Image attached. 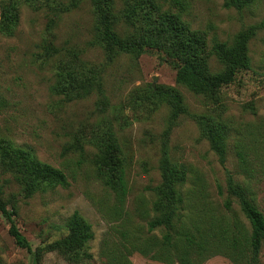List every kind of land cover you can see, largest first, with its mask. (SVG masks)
I'll use <instances>...</instances> for the list:
<instances>
[{"label":"rangeland","instance_id":"rangeland-1","mask_svg":"<svg viewBox=\"0 0 264 264\" xmlns=\"http://www.w3.org/2000/svg\"><path fill=\"white\" fill-rule=\"evenodd\" d=\"M116 31L135 30L132 16L146 0H113ZM156 0L179 13L207 42L208 69L224 64L218 42L231 43L255 27L250 63L215 95L198 94L176 81L177 70L161 51L109 54L99 42L91 0H0L18 6L13 34L0 32V142L25 147L61 169L67 185L31 193L22 173L0 154V197L17 211V224L33 252L19 247L0 212V264H264V242L252 261L244 238L251 225L237 201L224 207L227 174L250 188L264 214V0L239 10L223 0ZM135 18L136 25L139 23ZM52 23V24H51ZM78 52L81 63L101 70L105 96L97 91L64 101L52 91L62 54ZM175 89L186 111L173 118L171 105L155 89ZM193 114L210 115L230 127L223 165ZM111 126L122 149L128 194L123 203L102 181L94 165L101 127ZM185 168V218L172 228L149 230L156 216L164 152ZM247 162L242 163L239 152ZM78 213L94 236L84 246L70 243L68 222ZM184 213V211H183ZM174 243L163 248V235ZM198 246H188L182 236Z\"/></svg>","mask_w":264,"mask_h":264},{"label":"trees","instance_id":"trees-1","mask_svg":"<svg viewBox=\"0 0 264 264\" xmlns=\"http://www.w3.org/2000/svg\"><path fill=\"white\" fill-rule=\"evenodd\" d=\"M95 11L99 34V42L109 54L120 52L144 53L151 50L161 51L177 70L176 81L185 85L198 94L215 95L222 87L233 83L238 73L249 66L250 58L248 43L255 33V27L238 33L231 43L218 42L215 51L224 69L218 73H211L208 69V55L206 39L191 29L189 24L179 13L164 11L156 0L143 1L144 13L132 18L135 26L133 33L121 36L116 31V17L114 15L113 0H91ZM226 7L239 10L248 8L258 0H223ZM178 4L184 5L181 0ZM136 20L139 23L136 25ZM19 21L18 6L2 5L0 12V32L11 35ZM52 24V23H51ZM54 94L64 101H72L85 97L93 91L105 96L101 70L90 67L79 59L78 52L62 54L55 82L52 85ZM159 95L172 108L173 118L186 111L181 95L173 88L155 89L154 95ZM202 136L208 140L211 149L224 165L228 159L229 137L231 127L222 120L205 114H193ZM97 153L94 165L103 183L112 190L117 200L123 203L128 194V183L122 149L111 126L101 127L97 139ZM0 154L10 166L17 167L22 173L23 187L31 193L37 189L46 190L57 185H67L65 173L46 162L39 160L35 154L25 147H14L3 141L0 142ZM242 163L247 162L243 152H239ZM162 181L151 187L156 195L154 210L156 216L149 221V230L159 227L172 228L186 214V198L183 186L187 172L184 167L173 163L167 152L160 164ZM228 195L223 204L227 210L233 208L237 201L242 213L251 225V233L244 238L245 247L252 261H256L262 243L264 242V214L259 209L253 196H249L250 188L246 183L237 181L230 172L227 174ZM184 211V213H183ZM1 215L9 222V232L16 244L32 253V245L27 236L17 224V211L8 207L0 197ZM69 239L72 245L84 246L94 236L91 225L78 213H75L68 222ZM188 246H198L192 237L182 236ZM163 248L174 243L171 233L163 235Z\"/></svg>","mask_w":264,"mask_h":264}]
</instances>
